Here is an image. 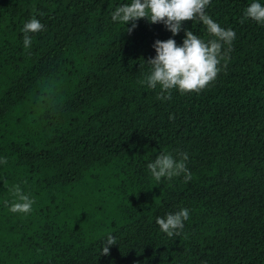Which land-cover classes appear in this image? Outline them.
<instances>
[{
    "label": "trees",
    "instance_id": "1",
    "mask_svg": "<svg viewBox=\"0 0 264 264\" xmlns=\"http://www.w3.org/2000/svg\"><path fill=\"white\" fill-rule=\"evenodd\" d=\"M130 2L0 0V264H264V24L240 22L264 0H210L236 33L227 67L163 101L140 83L155 41L213 37L145 18L129 34L111 13ZM33 18L44 28L25 49ZM185 152L190 181L151 177L158 155ZM15 185L28 214L9 211ZM182 208L170 238L156 219ZM107 234L117 244L98 255Z\"/></svg>",
    "mask_w": 264,
    "mask_h": 264
},
{
    "label": "clouds",
    "instance_id": "2",
    "mask_svg": "<svg viewBox=\"0 0 264 264\" xmlns=\"http://www.w3.org/2000/svg\"><path fill=\"white\" fill-rule=\"evenodd\" d=\"M210 0H131L130 3L121 5L111 13L114 22L126 24L132 23L131 31L136 27V21L145 18L150 23L162 22L167 30L176 35L181 30V22L196 20L206 26L208 34L213 39L207 42L201 40L192 31L185 29V36L181 46H177L174 39L166 41L157 40L153 44L156 55L149 58L146 63L150 65L149 73L141 84L150 89L159 87L158 99L171 100L172 90L180 93L200 92L210 82L214 81L220 68L221 60L223 67H227L229 53L232 51V42L236 38L235 31L223 29L214 22L205 12ZM264 24V6L259 2H252L244 11L241 23L247 19ZM44 26L35 18L23 25V45L29 49L32 44L31 33L41 31ZM224 45L227 48L222 51ZM169 119H174L172 115ZM188 154L179 153L177 158L171 154H160L156 159L148 163L147 168L151 177L158 183L162 178L169 180L183 175L185 182L191 180V173L187 168ZM7 157L0 158V164H7ZM12 195L16 202L9 206L12 213L28 214L32 211L34 201L23 193L19 185L13 186ZM7 204V201L5 202ZM189 210L182 208L175 213L167 214L166 217L156 219L159 229L170 238L178 236L184 227V221L189 219ZM117 244V239L107 234L100 245L98 255L109 254V247Z\"/></svg>",
    "mask_w": 264,
    "mask_h": 264
}]
</instances>
